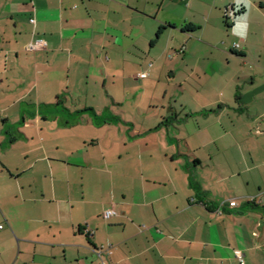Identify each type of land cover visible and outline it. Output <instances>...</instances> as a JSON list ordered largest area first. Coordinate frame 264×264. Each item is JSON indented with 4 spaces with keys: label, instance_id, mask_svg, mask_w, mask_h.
I'll return each instance as SVG.
<instances>
[{
    "label": "crops",
    "instance_id": "crops-1",
    "mask_svg": "<svg viewBox=\"0 0 264 264\" xmlns=\"http://www.w3.org/2000/svg\"><path fill=\"white\" fill-rule=\"evenodd\" d=\"M236 250L264 264V0H0V264Z\"/></svg>",
    "mask_w": 264,
    "mask_h": 264
},
{
    "label": "built area",
    "instance_id": "built-area-1",
    "mask_svg": "<svg viewBox=\"0 0 264 264\" xmlns=\"http://www.w3.org/2000/svg\"><path fill=\"white\" fill-rule=\"evenodd\" d=\"M30 22L33 23V22H34V19L31 18V19H30ZM237 47H238V45H237L236 43H234V44H233V48H237ZM146 75H147L146 73L142 72V73L139 74V77L144 78ZM250 200L253 201V198L250 199ZM235 204H236V202L233 201V200L228 202V205H229V206H235ZM112 214H114V211L111 210V209L105 210V211L103 212V216H104V217L110 216V215H112ZM95 253H96L98 256H100V254H101V249H100V248L95 249ZM234 255H235V258H236L237 261H238V264H244V259H243L242 252H240L239 250H236V251H234ZM100 264H106V263L103 262V261H101Z\"/></svg>",
    "mask_w": 264,
    "mask_h": 264
},
{
    "label": "trees",
    "instance_id": "trees-1",
    "mask_svg": "<svg viewBox=\"0 0 264 264\" xmlns=\"http://www.w3.org/2000/svg\"><path fill=\"white\" fill-rule=\"evenodd\" d=\"M244 11V8L243 7H241L239 10H237V13H234V16H236V14H238V13H242ZM223 23H224V25L226 26V27H230V25H231V23H229L228 21H227V17L226 16H224V18H223ZM164 28V26H161L160 28H159V30H158V33L161 31V29H163ZM197 29V27L196 26H194V25H192V24H187V25H185L184 26V31H187V32H192V31H194V30H196Z\"/></svg>",
    "mask_w": 264,
    "mask_h": 264
},
{
    "label": "rangeland",
    "instance_id": "rangeland-1",
    "mask_svg": "<svg viewBox=\"0 0 264 264\" xmlns=\"http://www.w3.org/2000/svg\"><path fill=\"white\" fill-rule=\"evenodd\" d=\"M234 43H236V42H234ZM233 45V44H232ZM233 47V46H232Z\"/></svg>",
    "mask_w": 264,
    "mask_h": 264
}]
</instances>
